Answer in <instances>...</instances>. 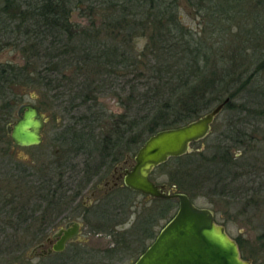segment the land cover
I'll use <instances>...</instances> for the list:
<instances>
[{"label":"rangeland","instance_id":"1","mask_svg":"<svg viewBox=\"0 0 264 264\" xmlns=\"http://www.w3.org/2000/svg\"><path fill=\"white\" fill-rule=\"evenodd\" d=\"M23 1L11 0V5L9 6L7 0H0V65L9 63L11 65L23 66L26 62V58H23L24 56L19 49L23 45L28 44L26 41L28 39L19 36L16 28L12 31V27L16 26V23L8 30L4 29L10 24L7 14L10 11L8 9L10 8L11 11L15 10L18 8L19 3H23ZM116 1L121 2L122 0H102L101 2L90 0L89 2H84L73 11L70 16V21L78 24V28L81 27L83 29H87L88 26L94 24L100 26L99 34H102V36L99 42L102 44L110 42L113 44L116 43L119 46L121 45L125 55L132 58L131 61L133 58L136 59V66L128 68H125V66L120 67L119 72L113 73L111 76L99 72H91V70L87 72L85 69H81L82 72L79 75L75 73V68L72 67L70 71L71 76L63 80V85L60 87L55 86L52 91L43 88L36 90L34 85L29 83V81L28 83L30 85L28 87L24 82H16L13 84V89L9 91L11 92L9 93V97L11 98L20 95L19 97L29 99L30 94L39 96L46 93L49 100L53 96H56V102L53 99V102L56 104V113L45 112L49 118L45 133V142L34 151L36 154L39 153L41 160L52 157L51 160L45 163H51L57 156L59 157L61 155L59 152V154L55 155L56 150H60L61 147L57 143L56 145L53 144L52 137L54 133L57 130L60 133L68 128V126L73 125L75 118H80L87 112L88 106L110 117L124 115L129 106L128 97L133 87H139L142 93L144 92L142 91L143 89L148 88L139 84L148 80V77L151 75V68L155 67L157 61L152 54V50L147 48L150 44L151 35L153 34V30H150L151 24L148 27L140 25L144 21L146 23L153 21L152 18H148L146 21L147 16L151 12L147 7L151 4L146 3L147 5L145 4V8L141 9V14L138 17L132 18L130 17L131 14L125 12L123 15L128 19L123 24L126 27L115 36L114 34L116 33L113 32L115 30L112 27L113 25L105 26V24H111L112 21L116 20L119 21L114 17L118 15L116 12H119L123 8L115 7L113 2L116 3ZM148 1L150 2V0ZM160 1L173 2L174 7L170 10L169 15L171 13L176 15L178 19L176 20L175 18V21H179L183 30L189 32L197 39L208 43V46L211 42H215L213 47L214 55L220 58H226V61L235 68L233 71L237 72V75H242L243 82H247L248 80L250 82L246 86V91L238 94L232 100L234 107L229 110L225 109L217 117L213 125L212 133L205 140L192 145V156L181 161L184 166L182 172L186 173L184 176L188 184L186 182L183 183V180L173 178L175 173L179 171L178 165H181L180 163H171L162 167L152 174V179L159 185L167 184L170 187L169 189L175 193L190 192L189 194L193 195V193H197V190L200 191L202 196L196 195L197 197L194 198V203L198 207L218 211L216 220L219 225L226 228L233 240L240 241L242 244V258L252 264H264V207H262L261 203H258L259 207H256L258 208L257 210H250L248 207L245 210L243 203L246 200H243L242 195L238 199H235L236 204L233 205L227 204L231 200L230 198H224L222 200L212 198L208 195L212 186L207 184L199 187V184L196 183L198 175L195 176L197 170H194L195 168L193 166L188 167L184 165L188 161H191V163L195 162L197 165L198 155H201L200 157H210L213 154L212 150L219 144L218 142H222L225 138L224 131L226 132L228 121L230 119L237 120L239 117L243 121L237 129L247 133L248 146H244L243 149L238 147V150L235 148L236 153L238 158L242 157V166L247 168L249 173L255 172L256 174L248 176V173H246L247 176L242 177L235 188H248L246 184L252 181L260 183L261 179L256 177L261 173H263L262 177H264V69L258 68L260 63L264 61L263 6H258L256 4L257 0ZM163 2L158 3L163 5ZM215 8L217 12H215ZM4 9L7 11L4 12ZM121 12L123 13L124 11L121 10ZM225 18H233L234 21L218 20ZM90 31L97 32V26H94V29ZM115 38L117 42H114ZM16 41H18L17 45H21L20 48L14 44ZM28 41L29 43H33L32 38ZM33 64L34 61L31 60L30 65L32 66ZM41 65L42 67L45 65L43 61ZM140 74L142 78L139 77ZM76 79H79L78 83L80 85L83 84V89H85V86L87 87L81 91L86 96V99L83 98L82 100L81 97L75 102V107L72 108L71 104H69L70 99L68 98V95L71 94H68V91L74 86L73 82H76ZM240 85L242 83L231 86V92L238 89ZM91 90H93L92 93ZM218 104L215 103L207 111L203 112L200 117L210 112ZM240 105H246L250 109L249 112L239 114L235 107H239ZM133 112L134 110H132V114ZM139 113H141L139 115L144 114L141 111ZM96 133L100 135V129H97ZM125 148L126 153H129L128 146ZM29 155H31L32 161H36V158L38 159L39 156L33 157V152L17 149L12 153L14 157L12 158L17 161L18 158H28ZM94 155V161L96 163L104 160L98 154L94 153ZM78 161H83V158H79ZM121 162H124L123 158ZM110 171L109 169L105 170L104 174L100 175V177H107ZM43 175L44 173L41 174V176ZM51 176L50 171H47V174L43 177ZM104 180L105 178L100 179L98 183L102 184ZM189 181L193 183L191 186ZM238 192L239 190L235 192V195ZM259 198L257 197V199ZM130 204L132 205L130 212L117 219L121 224L117 227V232L113 233L112 236L108 233L104 234L101 247H97L96 249L90 246L89 253L95 254V256L87 258L86 262L80 264H135L142 253L153 243L164 226L174 217L179 208L178 200H172L167 204L164 203V200L146 199L142 195H134L132 197V203L130 202ZM11 233L9 232L7 234L12 235ZM20 237L21 240L23 239L26 242L25 249L17 250L11 247V245L5 249H0V264H39L35 256H29L31 248L33 247L28 245L33 240L31 235L23 233L20 234ZM90 240H92V237ZM2 241L4 242L3 239ZM2 241L0 240V242ZM62 261L59 260L58 264H62Z\"/></svg>","mask_w":264,"mask_h":264},{"label":"trees","instance_id":"2","mask_svg":"<svg viewBox=\"0 0 264 264\" xmlns=\"http://www.w3.org/2000/svg\"><path fill=\"white\" fill-rule=\"evenodd\" d=\"M158 2L163 1L144 0L131 8L123 7L121 10L124 12L119 10L121 14L116 12L118 15L114 17L120 22L116 20L117 22L112 21L111 23L110 21L111 24H105V26L113 25L112 27L115 28L113 32L116 33L114 34L116 36L126 27L123 24L128 19L123 15L125 12L131 14L132 18L138 17L141 14V9L145 8V4L150 3L151 5H148L147 8L151 12L146 21L148 18H152L153 21L147 23L144 21L140 26L148 27L151 24L150 30H153V34L147 48L152 50L157 64L151 68L148 80L139 84L148 87L142 90L143 93L139 87H133L128 97L129 109L127 108L126 114L110 117L88 106L83 117L75 119L74 124L77 128L73 126L74 129L81 133H87L79 134V139H82L80 145L88 147L91 156L94 153L100 156L104 154L107 156L106 160L111 155L121 154L123 157L126 152L125 147L128 146L130 150L131 143L134 146L132 152H137L146 140L157 132L186 125L198 119L215 103L220 104L227 98L231 99V102L225 107L229 110L234 107L232 100L238 94L245 92L246 86L250 82V80L243 82L242 75H237V72L233 71L235 68L226 61V58L214 55L215 42H211L208 46V43L183 30L179 21H175V18L178 19L176 15L172 13L169 15L170 10L174 7L173 2H163V5ZM7 3L10 6L11 0H7ZM79 4L80 2L77 0H24L23 3H19L18 8L13 10L16 12L15 14L7 12L10 24L4 29L8 30L16 23V26L12 27V31L16 28L19 36L33 39L32 44L37 46L41 54L35 59H30L34 61L33 65L36 67H41L43 61L45 64L43 68L46 69L47 75L44 78L46 84L44 81L43 83L50 89L63 85V80L71 75L72 67L79 75H81V69H85L87 72L91 70V72L111 76L113 73L119 72L120 67L128 68L137 65L136 59L133 58L131 61L132 58L125 55L121 45L99 42L102 36L99 34V28L97 32L90 31L94 29V26L96 27V24L92 25L88 31L81 32L83 34L74 32L78 26L70 23V16ZM135 9L136 11L133 12ZM4 10V12L7 11ZM20 28L26 29V35L20 33ZM27 30L29 31L27 32ZM26 41L29 44V41ZM114 42H117L116 38ZM70 50L78 51V53L75 56H70L67 54ZM29 64L31 63L29 62ZM115 69L116 71H114ZM259 69L261 68L259 67ZM24 74L26 75L27 71ZM139 77L142 78V75L140 74ZM78 80L73 82L74 86L68 91V94H71L68 95V98L72 108L75 107L77 100L81 97L83 100L86 97L81 91L87 87L85 86L83 89V84L80 85ZM17 81L14 79L12 83ZM239 83L242 85L231 92L230 87ZM92 92L93 90H91ZM235 108L239 114L250 110L246 105ZM132 110L135 115L134 112L132 114ZM139 111L144 114L139 115L141 114ZM248 114L250 115V113ZM230 120L226 132L224 131L225 138L222 142H218L219 144L212 150L213 154L210 157L198 155L197 165L191 161L184 163L185 166H193L194 170H197L195 176L198 175L196 183L199 184V187L210 184L212 189L208 195L219 200L229 198L227 190L230 182L228 179L233 162L238 161L234 159L235 155L231 152L228 144L239 129L232 125ZM240 120L238 117L236 121ZM97 129H100V135L96 133ZM192 154L193 152L183 157L170 159L153 170L152 174L168 164L180 163L179 171L173 178H178L188 184L184 176L186 173L182 172L184 166L181 161ZM172 181L174 180L172 179ZM189 184L191 186L192 181H189ZM189 193L184 192L193 202L196 195L202 196L198 190L193 195ZM170 201L172 200H166L164 203L168 204ZM217 214L218 211L215 212L216 216Z\"/></svg>","mask_w":264,"mask_h":264},{"label":"flooded vegetation","instance_id":"3","mask_svg":"<svg viewBox=\"0 0 264 264\" xmlns=\"http://www.w3.org/2000/svg\"><path fill=\"white\" fill-rule=\"evenodd\" d=\"M77 1L80 2L79 5H82L90 0ZM96 1L101 2L102 0ZM142 1L144 0H122L121 2H113V4L115 7L131 8ZM256 4L263 6L264 9V0H257ZM8 11L13 14L16 13L10 8ZM215 12H217L216 8ZM218 20L234 21L233 18ZM70 23L75 24L72 21ZM96 26L97 29L100 28L97 24ZM90 27L92 25L88 26L87 29L79 27L74 32L83 34L81 32L88 31ZM25 30L20 28L19 31L26 35ZM24 38L28 39L27 37ZM17 42L14 44L20 48L21 45H17ZM19 51L24 56L23 58H26L23 66L9 63L0 65V240H4V242H0V249H5L9 245L17 250L25 249L26 242L21 240L20 234L28 233L33 238L28 244L33 246L29 256H35L39 264H58L59 260H63L62 264H80L86 262L87 258L95 256V254L89 253L90 246L96 249L101 247L104 234L108 233L112 236L113 233L117 232V227L121 225L117 219L130 212L132 206L130 202L132 203L134 195H142L146 199H163L152 198L126 185L125 178L136 165L137 152H132L133 143H131L130 152H125L123 157L121 154L111 155L106 160L107 156L103 154L99 156L104 160L96 163L94 161L95 155L91 156L90 149L80 145L82 139H79V134L86 132L81 133L74 129L73 126L76 127L75 120L73 125L68 126L60 133L57 130L52 137L53 144L56 145L57 143L62 150H56L55 155L59 153L61 155L57 156L51 163L45 162L51 160L52 157L41 160L39 153L36 154L34 151L45 142V133L49 123V118L45 112L56 113V104L53 102L56 96L49 100L46 93L39 96L30 94L29 99L19 97L20 95L13 98L9 97V93H11L9 91L13 89V84H15L12 83L14 79H17V82H24L27 87L30 85L29 83H32L36 90L43 88L52 91L47 85H44V83L46 84L44 78L47 77L46 69L42 66L36 67V65L31 66L29 64L32 58L35 59L41 54L37 46L29 43L23 45ZM77 53L78 51L70 50L67 54L75 56ZM259 67L264 69V61L260 63ZM25 71H27L26 75L24 74ZM30 110L36 112V121L41 120L43 122V129L40 131L41 142L35 145H19L13 140L12 133L15 125ZM230 121L232 125L239 127L243 120ZM247 137L245 131L238 130L229 144L227 143L231 152L236 155L234 159L238 160L233 162V168L228 179L230 184L227 193L231 200L227 204H236L235 199L242 195L243 200H246L243 203L244 209L246 210L248 207L250 210H257L258 203L264 207L263 173L256 177L261 179L260 183L252 181L246 184L248 188H244V186H242L244 189L235 188L241 178L247 176L246 173L248 176L256 174L255 172L249 173L247 168L242 166V157L238 158L235 149L247 147ZM196 143L198 142L193 144ZM17 149L31 151L33 157L39 155L38 159L32 161L31 155H29L28 158L22 157L15 161L12 153ZM81 157L83 161L79 162ZM122 158L123 163L121 162ZM107 169L111 170L108 176L100 177ZM47 171H50L51 177H43ZM43 173L44 175L41 176ZM103 178L105 180L99 184V180ZM151 180L159 187L165 185V191L172 192L167 184H157L152 179V173ZM238 190L239 192L235 195ZM257 197L260 198L257 199ZM213 212L215 214L216 211ZM9 232H12V235H8ZM91 237L92 240H90ZM236 242L241 252L242 244L240 241Z\"/></svg>","mask_w":264,"mask_h":264},{"label":"water","instance_id":"4","mask_svg":"<svg viewBox=\"0 0 264 264\" xmlns=\"http://www.w3.org/2000/svg\"><path fill=\"white\" fill-rule=\"evenodd\" d=\"M230 102L227 98L204 116L177 128L161 130L147 139L136 155V165L125 183L152 198L176 199L179 208L153 243L135 264H251L243 260L239 246L209 208L198 207L184 193L165 191L157 186L151 173L170 159L193 152L192 144L207 138L216 118ZM35 111H28L14 127L12 138L19 145L41 142L43 122Z\"/></svg>","mask_w":264,"mask_h":264}]
</instances>
